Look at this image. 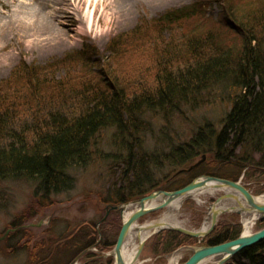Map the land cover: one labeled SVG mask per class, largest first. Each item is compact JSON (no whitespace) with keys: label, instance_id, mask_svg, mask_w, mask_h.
<instances>
[{"label":"rangeland","instance_id":"obj_1","mask_svg":"<svg viewBox=\"0 0 264 264\" xmlns=\"http://www.w3.org/2000/svg\"><path fill=\"white\" fill-rule=\"evenodd\" d=\"M197 1L201 7L195 14L163 18ZM229 2L243 17L246 32L226 25ZM74 7L77 11L72 13ZM243 36L254 38L251 45L260 68L253 81L261 113L249 114L252 118L242 128L231 129L228 119L234 103L251 80L245 71L251 47L244 46ZM68 59L77 64L70 65ZM23 61L48 64L45 72L55 92L33 100L23 91L17 98L23 107L39 104L46 111L37 122L32 112L22 111L21 118L3 126L8 131L0 128V150L9 151L13 145L15 161L20 153L30 156L42 144L54 112L66 119L81 117L94 109L96 99L103 97L105 104L108 97L123 119L129 113L131 118L124 120L125 126L116 117L100 123L101 129L89 136L85 157L65 166L64 181L57 188L44 189L42 173L36 170L0 176V264H69L75 255L79 264H112L108 258L93 262V256L78 253L96 240L99 220L102 242L112 248L117 241L122 218L117 211L105 214L104 205H117L122 197L141 198L154 189H179L190 178L212 175L241 181L253 195L264 194V169L257 165L264 162V0H0V80ZM196 72L202 73L200 83ZM186 77L196 81L186 83L185 94ZM246 99L251 103L249 95ZM102 105L100 110L111 111ZM253 118L259 123H252ZM218 137L220 154L228 160L222 163L205 145L207 153L173 170L188 146L215 144ZM247 174L253 178L248 180ZM216 198L208 193L184 199L179 223L200 227L207 203ZM164 208L138 222L157 219ZM235 213L242 221L238 212L226 210L217 225L242 227L228 217ZM262 226L260 218L253 227ZM179 235L178 227L167 225L151 233L140 264H168L179 252L183 263L189 253ZM226 264H264V248L253 260L236 254Z\"/></svg>","mask_w":264,"mask_h":264},{"label":"trees","instance_id":"obj_2","mask_svg":"<svg viewBox=\"0 0 264 264\" xmlns=\"http://www.w3.org/2000/svg\"><path fill=\"white\" fill-rule=\"evenodd\" d=\"M200 2H195L194 4L190 6H186L182 9L170 11L163 16L164 19H174L173 17H177L178 19L190 16L192 14H195V11L197 12L200 10L198 6H200ZM229 7L226 11V16L223 17L226 25H230L237 30L241 32H246L244 30V20L243 17L239 16L237 14L236 8L231 5L229 2ZM201 7V6H200ZM160 20V19H159ZM157 20V21H159ZM160 22V21H159ZM254 38L250 39V36H243V44L245 47H247V43L250 44L251 48L249 49V59H248V66L245 68V71L251 78L246 83V89L243 97L244 102H241L239 99L236 100L234 103L233 110L229 116V127L233 129V127H243V123L247 121V119L252 118V115L249 116V114H258L261 113L259 108V104L257 105L256 102L259 103L260 101V95L259 93H255V83L253 81L254 73H256L259 65H258V58L257 54L253 53L251 42H253ZM216 44H219L218 42ZM221 44V43H220ZM222 46V45H221ZM76 59V57H75ZM74 60V59H73ZM217 60V59H216ZM75 61V60H74ZM74 61L71 59H68V63L73 66ZM76 62V61H75ZM77 64V62H76ZM204 65V64H203ZM47 66L43 67L39 64H30L20 62L10 73V75L0 80V128L3 126H7L8 122L10 121L12 124L17 121L19 118H21L20 112L22 111H30L32 112L31 118H34V120L37 122L41 116H43V112L46 110L43 109L42 105L37 104L36 107H23L21 103L17 100V98L20 96L21 92L25 91L27 94L32 96L33 100L39 99L41 96H45L44 93H52L55 92V88H53L52 85H54L53 81L48 79L47 72ZM75 67V66H74ZM209 66L207 64L204 65V69L208 68ZM203 68V67H202ZM260 68V67H259ZM211 70V69H210ZM196 79L198 80L197 83L200 81V77H202V73H195ZM200 76V77H199ZM192 81H196L194 78H189V80L185 79L182 93L185 92L186 94V83H189ZM59 81L56 83L58 84ZM110 83V81H109ZM200 83V82H199ZM114 83H110V86L113 87ZM49 87H52L50 90H48ZM51 95V94H50ZM49 95V96H50ZM114 95H117V92L114 91ZM250 96L251 103L246 99ZM103 96V95H102ZM108 101V97L105 98V104H104V98L101 97L96 99L94 103L92 104L94 106V109H90L86 113V115H82L81 117H71L70 119H66L65 115L56 114L57 112L53 113V120L51 121V126H49V133L43 134V138L40 140L42 141V144L40 146L34 147V151L30 153V156L28 153L22 154L20 153L17 157V160L15 161L13 158V153L15 151L13 145H11V149L9 151H3L0 150V176L5 175L6 173L18 171L21 169L24 170H31L37 171L42 173V181L45 185L44 189H46L47 186H53L54 188H57V185L60 182H63V171L65 170V166L67 164L71 163L74 160L83 159L85 157V154L87 153L88 148V142H89V136L92 135L95 132H98L101 127L98 125L100 123H104V120L106 119H114L115 117L118 119L121 126H125V121L129 120L128 118H131V115H126V118L123 119V116L119 112H117L118 108L116 109V106H114V101ZM110 103V105H109ZM102 107H105L106 110L110 109L111 111H106V113L103 110H100V105ZM105 105V106H104ZM263 107V103H261V109ZM42 108V109H41ZM17 109L19 111H17ZM127 109V108H126ZM258 109V110H257ZM129 111V109H127ZM258 111V112H257ZM19 112V113H18ZM18 115V118H17ZM57 116V117H56ZM249 116V117H248ZM261 116V115H260ZM125 120V121H124ZM231 120V121H230ZM130 121V120H129ZM252 123H259V121H256L254 118L252 119ZM11 124V125H12ZM9 125V124H8ZM5 130H9L7 127H3ZM3 130V129H2ZM1 131V129H0ZM34 131L39 132V128L37 126H34ZM239 131L235 130L233 133L234 139L236 140L238 138L237 133ZM9 133L10 135L15 138L16 133L12 129H10ZM225 133L226 137L228 136V132L223 131ZM94 139V138H93ZM22 145V144H21ZM205 145L211 146L210 151L205 149ZM220 138H217V141L215 144H211L209 142H206L204 144H196L195 146H188L187 148V154L182 158L180 162H176L174 165H172L173 170H176L178 168L184 167L186 165H189L190 163L194 162L196 158H198L201 153H207L209 151L211 154H216L217 159H223L221 162L228 160V158L222 156L220 154V149L218 146H220ZM214 147L215 150H212ZM215 152V153H213ZM200 158V157H199ZM15 161V162H14ZM264 163L261 161L257 165H259V168H264V165H261ZM239 168V171L245 166L242 164ZM12 167V169H11ZM245 171V170H244ZM195 173V172H194ZM210 174L214 175H221L216 174L215 172L210 171ZM263 174H261L262 176ZM138 177V176H137ZM245 177L249 180L253 178V176L245 175ZM233 178H236L234 176ZM191 179V178H190ZM189 179V180H190ZM187 182V181H186ZM184 182L183 184H185ZM162 187L164 185L157 184ZM264 186V184H263ZM153 187V186H151ZM148 189H151L150 187ZM141 193V192H140ZM120 200L118 203L126 202L131 200V198H119ZM133 199H137L136 197ZM112 211V210H111ZM110 211V212H111ZM109 212V213H110ZM222 222V221H221ZM224 223H221L219 226H216V230L213 233V237L208 238L209 242L212 243H219L221 241H224L228 239L229 237L232 238L236 236L237 228L240 227V225L234 227L231 226L232 229L228 226H224ZM234 227V228H233ZM180 235V238L183 242H185L188 238L192 240V243L195 241L194 238H192L189 235L183 234L178 232ZM206 239L200 242V244H205ZM89 246V245H87ZM103 247L109 248L111 245L107 243H103ZM264 248V240L253 244L251 246L244 247L240 253V257H248L250 260L254 259L255 252H257L259 249ZM95 258V257H93ZM94 260V259H93ZM97 259H95L93 262H95Z\"/></svg>","mask_w":264,"mask_h":264},{"label":"bare ground","instance_id":"obj_3","mask_svg":"<svg viewBox=\"0 0 264 264\" xmlns=\"http://www.w3.org/2000/svg\"><path fill=\"white\" fill-rule=\"evenodd\" d=\"M75 5V4H73ZM76 6V5H75ZM77 7V6H76ZM80 8L77 7V10ZM76 8L72 10V13L77 11ZM49 13V12H48ZM44 13L46 16L52 17V14ZM89 24L91 21V13L89 14ZM89 28V25L87 26ZM264 169V168H263ZM204 178H206L208 175H203ZM210 179H207L205 182H203L201 185H198L197 188H195L192 191H188V193L184 196H178L175 199L170 200L168 203H166L164 208L163 213L155 220L146 222L144 224H140L138 222V219L142 218L143 216L152 213L153 211H149L146 214L139 216L137 219L134 221H131L129 225H127L126 231L122 234L121 240L119 243L114 242V245L112 248H107V247H102L103 245V240H104V231L100 224H102V221L99 220L97 224V233L99 234L96 238L95 241H93L90 244L85 245L81 249H79L78 253L82 254V257L84 256H93L95 259H104L108 258L112 264H140L141 262V254L142 251L144 250L143 248L145 247L146 244V239L151 235V233L157 231L162 225H167L170 227H178L179 229H190L194 234L189 235L187 233H184L183 231L178 229V232L186 234L191 236L192 238L195 239V241L192 243V240L188 238L184 242V246H187V251L189 254L183 256L182 259L187 261V259L193 254L194 250L197 249L199 246H201L200 242L206 239L205 244L208 246H213L222 242H226L229 240H233L235 238L241 237V236H246L250 235L253 232L257 231L258 229H255L253 226L257 220L264 219V215H261L256 208L251 207L249 203L245 200V198L242 196L243 193L241 189L237 185H242L241 181H235V184H227V183H221L223 181H220L215 178V176L209 175ZM202 177V176H199ZM196 177L191 178L188 180L184 186L193 181ZM200 181H204L203 178L200 179ZM156 190V189H154ZM175 190V189H173ZM220 192V193H218ZM222 192V193H221ZM216 194L217 198L222 197L219 200H215L214 202L207 203V209H206V215L204 216V222L203 224L198 227V228H188L184 227L179 223V213H180V204L181 202L184 201L189 196H194L196 198H201L202 196H205L206 194ZM218 193V194H217ZM258 198L256 201H261L264 202V194L261 196H256ZM164 201L162 195H156L154 198H152L146 205L153 206L156 205L158 201ZM127 202V201H126ZM124 203V202H121ZM111 205L113 204H105L104 207V213L106 214L108 211L111 212H118V215L122 218V221H126L129 219V216L135 211L139 205L138 202L136 203H130L127 205L126 210L123 211V214L119 213L120 209H110ZM138 209V208H137ZM134 210V211H133ZM233 211V212H238L240 216L242 217V221L239 222V220L236 218L235 215L237 213L232 214L228 217H230V220H235L239 224H242V227L240 225L239 228H237L236 236L232 238H228L224 241H221L219 243H212L208 241V238L213 237V233L216 230L217 222L221 219L219 217L222 213V211ZM110 212V213H111ZM217 214L215 218H213V214ZM236 225V224H235ZM229 227L232 229L231 225ZM263 227V226H262ZM122 228V223L120 224L119 227V232L120 229ZM260 229V228H259ZM264 240V237L261 238L260 240L256 241V243ZM255 242L248 245L251 246L253 244H256ZM247 247V246H245ZM244 248V247H243ZM241 248V250L243 249ZM237 251L236 254H239L240 251ZM77 254V253H76ZM180 252L177 253L176 255L170 257L169 263L168 264H181L178 261V258ZM234 254V255H236ZM225 253H212L206 255L205 257L201 258L199 261L197 260L193 264H216L219 259L220 261L223 260L225 257L228 255ZM233 255V256H234ZM80 256V255H79ZM224 256V257H222ZM231 256V255H230ZM232 256V257H233ZM77 255L72 259V261L69 262V264H79L78 263V258H76ZM187 257V258H186ZM232 257H229L226 261H222V264H226ZM111 258V259H109ZM246 260H250L248 257H241ZM181 259V262L183 261ZM184 261V262H185ZM221 262H218L217 264H220Z\"/></svg>","mask_w":264,"mask_h":264},{"label":"water","instance_id":"obj_4","mask_svg":"<svg viewBox=\"0 0 264 264\" xmlns=\"http://www.w3.org/2000/svg\"><path fill=\"white\" fill-rule=\"evenodd\" d=\"M203 178L204 181H200V179ZM207 179H210V176L208 175L206 177ZM204 178V176L202 177H197L195 178L193 181H191L190 183H188L187 185L179 188V189H175V190H155L150 192L149 194L144 195L143 197L137 199L136 201L138 202V209H134L133 213L129 216V219L126 221L122 222V228L120 229V233L118 235L117 238V242L119 243L121 240V236L122 234L126 231L127 229V225H129V223L131 221H134L135 219H137L139 216H142L144 214H146L149 211H155L157 209L162 208L163 206L166 205V203H168L170 200L175 199L178 196H184L188 193V191H192L195 188H197L198 185H201L203 182H205L207 179ZM216 178V177H215ZM219 180V178H216ZM220 181H223L221 183H227V184H235V181H230V180H226V179H222ZM242 193H243V197L245 198V200L247 201V203H249L250 205H252L251 207L256 208L257 211L261 214L264 215V202L261 201H256L258 198H256L255 195H253L250 191H248L246 188H244L242 185H237ZM156 195H162L164 201H159L157 202L156 205L150 206L146 205L152 198H154ZM222 197H218L216 198L217 200L221 199ZM215 199V200H216ZM216 200V201H217ZM135 201H132V203H134ZM112 209H120V213L123 214V210L124 208H126V204H121V205H113L111 207ZM217 214H213V218H215ZM179 229V228H178ZM181 231H183L184 233H187L189 235L194 234L192 232V230L190 229H179ZM264 237V226L261 227L260 229H258L257 231L253 232L250 235H246V236H241L238 238H235L233 240H229L226 242H222L213 246H208V245H201L199 246L197 249L194 250L193 254L187 259V261L181 263V264H193L195 263L197 260L199 261L201 258L205 257L206 255L212 254V253H225V255L227 254L228 256L225 257L223 260L218 262H221L220 264H222L224 261H226L229 257H232L234 254H236L237 251L241 250V248L248 246L252 243H256V241L260 240L261 238ZM224 255V256H225ZM231 255V256H230ZM222 256V257H224ZM223 261V262H222ZM217 262V263H218ZM216 263V264H217Z\"/></svg>","mask_w":264,"mask_h":264}]
</instances>
